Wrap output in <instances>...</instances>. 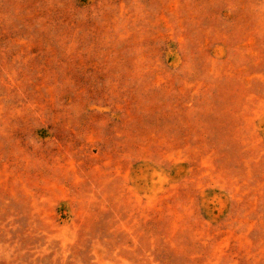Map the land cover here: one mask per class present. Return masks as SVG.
I'll return each mask as SVG.
<instances>
[{"label":"rangeland","instance_id":"rangeland-1","mask_svg":"<svg viewBox=\"0 0 264 264\" xmlns=\"http://www.w3.org/2000/svg\"><path fill=\"white\" fill-rule=\"evenodd\" d=\"M0 264H264V0H0Z\"/></svg>","mask_w":264,"mask_h":264}]
</instances>
